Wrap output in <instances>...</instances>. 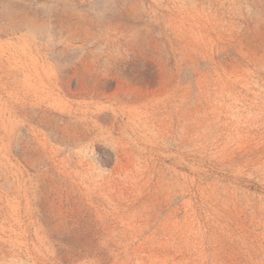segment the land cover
Listing matches in <instances>:
<instances>
[{
  "label": "rangeland",
  "instance_id": "obj_1",
  "mask_svg": "<svg viewBox=\"0 0 264 264\" xmlns=\"http://www.w3.org/2000/svg\"><path fill=\"white\" fill-rule=\"evenodd\" d=\"M0 264H264V0H0Z\"/></svg>",
  "mask_w": 264,
  "mask_h": 264
},
{
  "label": "clouds",
  "instance_id": "obj_2",
  "mask_svg": "<svg viewBox=\"0 0 264 264\" xmlns=\"http://www.w3.org/2000/svg\"><path fill=\"white\" fill-rule=\"evenodd\" d=\"M100 10H101L100 6H99V5H95V4H93V5L88 9L89 12H97V11H100Z\"/></svg>",
  "mask_w": 264,
  "mask_h": 264
}]
</instances>
